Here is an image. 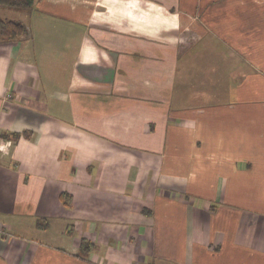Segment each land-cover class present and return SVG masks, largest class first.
Masks as SVG:
<instances>
[{
    "label": "crops",
    "instance_id": "crops-1",
    "mask_svg": "<svg viewBox=\"0 0 264 264\" xmlns=\"http://www.w3.org/2000/svg\"><path fill=\"white\" fill-rule=\"evenodd\" d=\"M0 18V264H264V0Z\"/></svg>",
    "mask_w": 264,
    "mask_h": 264
},
{
    "label": "trees",
    "instance_id": "trees-1",
    "mask_svg": "<svg viewBox=\"0 0 264 264\" xmlns=\"http://www.w3.org/2000/svg\"><path fill=\"white\" fill-rule=\"evenodd\" d=\"M36 0H0V10L30 11ZM26 27L16 21H7L0 18V42H13L23 33ZM91 244L85 241L81 243V251H87Z\"/></svg>",
    "mask_w": 264,
    "mask_h": 264
},
{
    "label": "rangeland",
    "instance_id": "rangeland-1",
    "mask_svg": "<svg viewBox=\"0 0 264 264\" xmlns=\"http://www.w3.org/2000/svg\"><path fill=\"white\" fill-rule=\"evenodd\" d=\"M208 56H209V57H206L205 59H206L208 62H210V63H212V61H214V60L216 59L215 55H213L212 53L208 54ZM203 58H204V56H203Z\"/></svg>",
    "mask_w": 264,
    "mask_h": 264
}]
</instances>
